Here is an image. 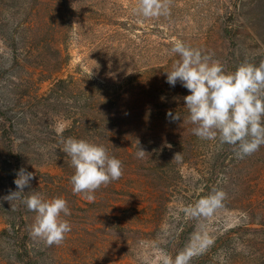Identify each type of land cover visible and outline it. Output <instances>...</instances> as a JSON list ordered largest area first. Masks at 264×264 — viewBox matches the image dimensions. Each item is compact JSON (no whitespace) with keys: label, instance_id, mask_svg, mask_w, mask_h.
Here are the masks:
<instances>
[{"label":"rangeland","instance_id":"1","mask_svg":"<svg viewBox=\"0 0 264 264\" xmlns=\"http://www.w3.org/2000/svg\"><path fill=\"white\" fill-rule=\"evenodd\" d=\"M8 2L0 1V80L5 86L14 74L13 82L22 85L24 72L13 59L18 51L12 50L8 37L15 31L22 36L25 16L20 7H10ZM65 4L77 8L78 18L70 19L60 45L62 56L68 57L59 78H72L86 90L91 80L122 84L126 100L139 104L154 97L163 100L153 111L160 116H167L169 110L179 113L186 135L180 141L169 138L167 147L152 145L138 169H123L121 178L101 186L90 202L72 191L75 170L50 161L59 150L56 135L72 116L54 113L48 128L38 110L34 118H23L28 98H19L14 110L20 124L12 137L17 154L11 155L7 137L0 134V165L6 156H13L17 172L24 168L35 174L25 195L62 197L71 212L63 217L71 231L62 243L49 246L31 234L36 213L25 211L27 242L36 264H161L162 251L174 258L184 250L192 253L189 264H264V217L259 213L264 209L263 150L250 160L249 155L239 158L234 149L226 164L210 170L206 161L218 139L189 136L188 111L184 101L177 99L190 93L179 81L175 87L166 82V72L179 59L171 52L177 40L219 61L226 72L245 62L258 66L264 61V0H167V12L150 18L134 11L138 0H67ZM52 84L48 80L38 85V96L46 95ZM143 98L150 101L141 102ZM176 153H180L176 161L157 163L163 155ZM144 178L160 180L159 187H148ZM249 179L257 191L241 210L236 200L247 192ZM6 185L0 182V198L8 195ZM162 188L164 204L156 213L151 193ZM217 190L225 194L221 203L197 210L198 202ZM9 204L0 199L5 208ZM12 205L18 208L19 200ZM4 228L0 214V232ZM9 254L7 242L0 241V264H14Z\"/></svg>","mask_w":264,"mask_h":264},{"label":"trees","instance_id":"2","mask_svg":"<svg viewBox=\"0 0 264 264\" xmlns=\"http://www.w3.org/2000/svg\"><path fill=\"white\" fill-rule=\"evenodd\" d=\"M7 1H9L10 7H20L25 16L20 29L22 36L19 38L18 32L15 31L13 32L14 36L11 34V37H8L12 50L18 51V55H14L13 59L16 62V67L24 72V84H15L13 82L16 78L14 74L9 75L10 79L5 86L0 80V134L4 139L7 137L11 155L17 154L12 137L17 131L20 119L17 118L14 108L18 109L19 98L22 96L28 98L24 119L27 116L34 118V111L38 110L42 112L44 122L50 128L55 118L54 113H65L72 116L70 122L63 129L62 135L61 132L56 135L55 147L59 150L50 158L52 159L50 161L56 160L60 165H63V168L69 170L72 168L70 171H73L74 168L71 166L70 158L61 150L63 148L62 138L84 139L90 143L102 145L106 148L109 156L121 161L122 170H134L143 163L142 158L136 155L138 146L146 152L143 157L145 158L152 145L159 147L162 144L165 147L170 143L169 138L180 141L183 135H186L182 128L183 125L179 124L182 120L172 121L168 116H160L155 114L156 111H153L154 107H158L163 100H157L158 98L154 97V100L150 101V99L143 98L141 102H150L139 104L126 100L128 94L125 89H122V84H103L91 80L89 89L86 90L72 78H59L68 57L62 56L60 45L64 40L67 28H69L70 19L77 17L74 15L77 8L72 9L71 6L67 8L65 4L67 0ZM80 18L85 19L84 16H80ZM35 76H38L37 81L33 80ZM48 80L53 82L49 92L46 95L38 96V85ZM4 95L5 98H3ZM177 101L182 102L184 99L178 98ZM175 122L177 126L174 127L172 124ZM190 125L192 128L188 130V134L193 137L194 125L191 123ZM214 144H216L215 150L206 161V166L210 170H215L219 164H226V157H229L230 152L235 149L232 145L221 143L219 139ZM165 149L169 151L168 148ZM258 150H263L264 153V145L260 146ZM258 150L249 155L250 160ZM11 157L13 158V156H6L0 165V182L1 184L7 183L5 189L8 194L10 191L17 190L14 183L17 169ZM171 159L177 160L173 156L163 155L157 163L168 162ZM261 166L264 167V164L262 163ZM171 171L177 173L175 169ZM254 171L257 172V168ZM210 176H212L211 173H209L208 179ZM158 181L160 180L144 178L145 184L153 189L158 186ZM250 181L251 179L245 181L247 192L243 198L236 200V203L241 205L238 206V209L244 210L242 205L248 204L246 200L255 195L257 191L256 186L249 184ZM223 182L227 183V178ZM164 188L151 193L152 201L155 199L157 204L156 213L164 204L162 194ZM203 195L205 193L199 194V197ZM26 210L27 207L22 199L19 200L18 208L12 204H9L7 208L0 205V214L4 216L6 224V228L0 232V241L7 242L9 257L14 264H36L27 242L26 220L28 214L25 212ZM259 213L264 217L263 208L262 213Z\"/></svg>","mask_w":264,"mask_h":264},{"label":"clouds","instance_id":"3","mask_svg":"<svg viewBox=\"0 0 264 264\" xmlns=\"http://www.w3.org/2000/svg\"><path fill=\"white\" fill-rule=\"evenodd\" d=\"M167 10V0H138L134 9L145 18L157 17ZM171 52L179 59L172 70L166 72V82L175 87L179 81L189 91L183 99L188 111L187 122L195 125L193 134L234 146L239 158L253 154L264 145V61L258 66L245 62L235 71L226 72L219 61L202 55L200 50L183 41H175ZM167 116L172 121L181 120L180 114H173L171 110ZM61 143V150L70 158L75 170L70 179L74 194H84L91 202L101 186L123 175L121 161L109 156L102 145L72 137L62 138ZM145 154L138 146L137 157L143 158ZM179 155L176 153L174 158ZM34 178V173L21 168L14 180L17 190L0 199L11 204L22 199L27 209L36 213L31 234L42 238L49 246L59 245L71 231L70 223L63 218L71 215L70 209L62 197L45 199L38 193L25 195V188H30ZM224 196L222 191H214L200 200L196 208H214ZM191 256L188 250L177 253L174 258L162 251L160 261L161 264H189Z\"/></svg>","mask_w":264,"mask_h":264}]
</instances>
